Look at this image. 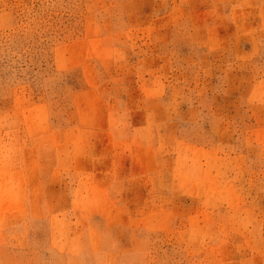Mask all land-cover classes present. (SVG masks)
<instances>
[{"label":"rangeland","instance_id":"374dc122","mask_svg":"<svg viewBox=\"0 0 264 264\" xmlns=\"http://www.w3.org/2000/svg\"><path fill=\"white\" fill-rule=\"evenodd\" d=\"M0 264H264V0H0Z\"/></svg>","mask_w":264,"mask_h":264}]
</instances>
